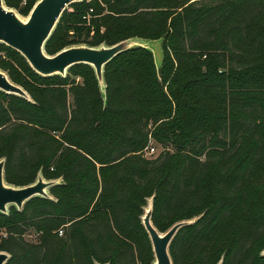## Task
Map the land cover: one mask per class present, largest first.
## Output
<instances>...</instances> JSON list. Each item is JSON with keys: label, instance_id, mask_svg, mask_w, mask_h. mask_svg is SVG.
<instances>
[{"label": "trees", "instance_id": "1", "mask_svg": "<svg viewBox=\"0 0 264 264\" xmlns=\"http://www.w3.org/2000/svg\"><path fill=\"white\" fill-rule=\"evenodd\" d=\"M70 7L47 55L68 32L91 36L88 47L163 38L159 76L141 48L105 65L103 92L88 65L42 77L22 56L17 69L0 57L30 97L0 92L5 182L26 187L39 172L62 181L51 199L0 213L5 264H153L148 198L160 233L186 223L169 245L172 264H264V0ZM152 142L161 151L146 158ZM29 229L44 236L38 244L24 239Z\"/></svg>", "mask_w": 264, "mask_h": 264}, {"label": "water", "instance_id": "2", "mask_svg": "<svg viewBox=\"0 0 264 264\" xmlns=\"http://www.w3.org/2000/svg\"><path fill=\"white\" fill-rule=\"evenodd\" d=\"M80 0H40L34 6L26 22L7 11L0 0V43L12 48L22 55L30 68L42 77H64L68 69L75 65L85 64L93 68L96 78L103 82V69L120 53L130 49L128 41L112 47L99 49L92 47H74L62 50L54 56L45 53L44 46L54 31L65 9ZM0 91L28 100L25 91L14 85L0 72ZM4 160L0 161V213L6 214L8 207L22 210L24 205L33 198H49L46 189L53 186L52 182H44L41 178L26 187H13L4 179ZM152 207L142 218L143 227L148 234L153 254V264H172L169 245L178 229L186 223H178L166 233H160L151 221ZM264 255V252H263ZM9 256L0 252V264H5Z\"/></svg>", "mask_w": 264, "mask_h": 264}, {"label": "rangeland", "instance_id": "3", "mask_svg": "<svg viewBox=\"0 0 264 264\" xmlns=\"http://www.w3.org/2000/svg\"><path fill=\"white\" fill-rule=\"evenodd\" d=\"M33 1L34 0H2V5L7 11L13 12L21 22H26L29 19V16L31 14L32 9L37 4V2H39L40 0H35L34 2ZM80 1H82V0H80ZM90 1H92V0H90ZM71 9L72 8L69 5L65 9V11L69 12ZM91 39H92L91 36L86 37L84 34L82 36H79L74 32H68L67 35L65 36V42L67 44L61 50H59V52L62 50L74 48V47H87L86 43H84V42L89 41ZM163 42H164L163 38L154 39V40L133 38V39H130L127 43H128V47L141 48V49L148 51L151 54L153 64L155 66V70L157 72V75L159 76V69L161 67V63H162V59H163V49H162ZM102 47H106V45L104 43H100L99 45H96L92 48L99 49ZM7 49H8V46H6L3 43H0V57H1V59L6 60L15 69H17L18 68V62L15 58L19 59L18 56L21 57L22 55L15 50H14L15 52L12 51L13 50L12 48H10V50L12 49L10 52L6 51ZM0 72H2L5 76H7V78L11 81V79L9 78L8 73L6 71H3L0 68ZM76 81L81 82L80 79H78ZM12 83L14 85L20 87L23 91L26 92V90L23 89L21 86L15 84L14 82H12ZM99 86H100L101 92H103L104 91V83L99 82ZM26 94L28 96V100H30V97H29L27 92H26ZM69 100L71 102V98H69ZM151 149H154V153L150 152ZM160 151H161L160 146H158L157 144L152 142L150 144V146L143 152V155L146 158H154L160 153ZM39 178H41L46 183H48V182L54 183L53 186L62 183L61 179L49 180L45 177V175L43 173L39 172L32 184L36 183ZM51 187L46 189V193L50 199L52 198L51 193H50ZM151 207H152V198H148L146 200L145 207H144L145 213H146V211L150 210ZM8 212H9V207L7 208V213ZM1 236H2V233H0V237ZM43 237L44 236H42V234L40 232H36L32 229H29V231L25 234L24 239L31 244H38Z\"/></svg>", "mask_w": 264, "mask_h": 264}, {"label": "built area", "instance_id": "4", "mask_svg": "<svg viewBox=\"0 0 264 264\" xmlns=\"http://www.w3.org/2000/svg\"><path fill=\"white\" fill-rule=\"evenodd\" d=\"M150 152L154 153V149H151ZM59 235H62V232H59Z\"/></svg>", "mask_w": 264, "mask_h": 264}]
</instances>
